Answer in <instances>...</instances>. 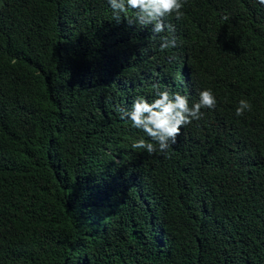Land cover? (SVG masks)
I'll return each mask as SVG.
<instances>
[{
	"label": "trees",
	"instance_id": "16d2710c",
	"mask_svg": "<svg viewBox=\"0 0 264 264\" xmlns=\"http://www.w3.org/2000/svg\"><path fill=\"white\" fill-rule=\"evenodd\" d=\"M183 4L0 0V264H264V6ZM154 84L217 101L166 154L117 112Z\"/></svg>",
	"mask_w": 264,
	"mask_h": 264
},
{
	"label": "clouds",
	"instance_id": "9594fccd",
	"mask_svg": "<svg viewBox=\"0 0 264 264\" xmlns=\"http://www.w3.org/2000/svg\"><path fill=\"white\" fill-rule=\"evenodd\" d=\"M112 10L113 19L119 24L129 9L135 11V22L142 26L152 25V32L159 34L165 31L173 32L171 24L165 25L163 18L174 15L179 20L184 13L183 0H107ZM264 6V0H257ZM227 19V17H225ZM129 26L132 20H127ZM161 50L176 47V38L161 37ZM155 98L151 103L144 97L137 96L132 103L131 111L117 108L121 120L130 121L131 126L141 130L152 142L139 139L132 143L133 149H143L152 154L157 151L166 154L171 145L177 142L183 126L199 120L202 109H215L217 101L211 89L199 92V99L189 106L188 98L179 93L160 90L158 84L153 86ZM252 105L246 99L238 101L235 115L241 117L251 111Z\"/></svg>",
	"mask_w": 264,
	"mask_h": 264
}]
</instances>
